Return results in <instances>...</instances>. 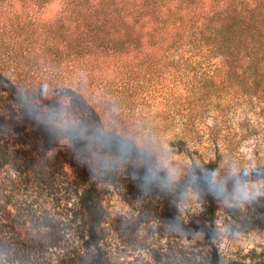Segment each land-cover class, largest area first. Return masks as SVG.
Listing matches in <instances>:
<instances>
[{
  "label": "trees",
  "instance_id": "obj_1",
  "mask_svg": "<svg viewBox=\"0 0 264 264\" xmlns=\"http://www.w3.org/2000/svg\"><path fill=\"white\" fill-rule=\"evenodd\" d=\"M261 69L264 0H0V264H93L57 246L125 175L201 192L211 164L175 167L158 138L220 130L264 95Z\"/></svg>",
  "mask_w": 264,
  "mask_h": 264
},
{
  "label": "rangeland",
  "instance_id": "obj_2",
  "mask_svg": "<svg viewBox=\"0 0 264 264\" xmlns=\"http://www.w3.org/2000/svg\"><path fill=\"white\" fill-rule=\"evenodd\" d=\"M207 57L210 74L225 73L222 58ZM252 100L231 104L220 130L185 140L166 133L158 138L155 154L175 167L193 157L211 164L201 192L190 184L135 185L126 175L111 181L106 195L84 205L75 246H57L63 262L76 251L93 264H264V95ZM205 124L214 123L208 118ZM144 137L134 145H146ZM130 153L120 152L126 164L134 157Z\"/></svg>",
  "mask_w": 264,
  "mask_h": 264
}]
</instances>
